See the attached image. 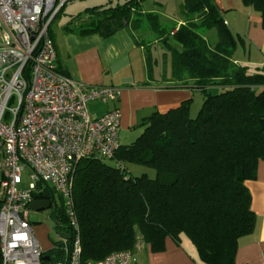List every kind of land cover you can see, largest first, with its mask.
<instances>
[{
	"label": "trees",
	"instance_id": "trees-1",
	"mask_svg": "<svg viewBox=\"0 0 264 264\" xmlns=\"http://www.w3.org/2000/svg\"><path fill=\"white\" fill-rule=\"evenodd\" d=\"M145 1L89 7L72 21L79 34L109 37L125 26L137 29L147 18L158 38L173 39V84H191L205 99L194 118L191 99L143 117V132L120 144L115 164L102 157L80 160L73 194L83 262L134 250L141 234L155 252L165 249L168 236L179 244L186 237L200 264H235L240 239L256 224L248 182L256 179L264 159V69L234 61L244 39L227 26L214 0H183L186 21L178 27L162 25L156 13L143 11ZM243 1L261 16L264 28V0ZM210 29L217 31L215 44L204 36ZM122 163L152 168L156 175L132 176ZM56 191L46 185L35 199L56 205L55 228L69 234ZM3 201L0 195V209ZM71 242H56L44 252L46 262L65 261Z\"/></svg>",
	"mask_w": 264,
	"mask_h": 264
},
{
	"label": "built area",
	"instance_id": "built-area-1",
	"mask_svg": "<svg viewBox=\"0 0 264 264\" xmlns=\"http://www.w3.org/2000/svg\"><path fill=\"white\" fill-rule=\"evenodd\" d=\"M66 1L0 0L2 264H84L74 174L81 159H112L121 144V110L89 109L91 101L117 102L121 88L88 84L58 67L50 28ZM46 185L61 195L68 219L72 242L65 261L46 262L30 219V204ZM89 264L139 262L129 249Z\"/></svg>",
	"mask_w": 264,
	"mask_h": 264
},
{
	"label": "crops",
	"instance_id": "crops-1",
	"mask_svg": "<svg viewBox=\"0 0 264 264\" xmlns=\"http://www.w3.org/2000/svg\"><path fill=\"white\" fill-rule=\"evenodd\" d=\"M95 1L90 0V7L104 5ZM175 1H178L176 6L169 4L166 10L163 8L160 13L172 21V27H178L186 21L183 0ZM214 1L222 11L227 26L244 39L245 44L236 51L234 61L246 62L264 69V28L261 16L243 0ZM154 2L163 6L159 1ZM144 4L145 2L142 8L146 11ZM150 12L159 16V12L153 8ZM72 20L71 23L69 21L67 25L50 32L57 50L58 67L66 75L88 84L120 87V99L108 109L116 106L125 111V117L136 119L140 115L148 116L147 113L150 112H163L176 107L198 90L191 84L174 85L173 68L170 72H151L145 52L152 43L155 45L161 41L164 43V37L158 38L157 35H153L147 40L145 34L148 29L145 33H139L131 26H125L109 37L99 33L82 35L78 33L77 24ZM159 20L162 25H168L161 21L160 16ZM204 36L212 42L211 44L218 41L215 29L207 30ZM168 45L170 48L174 42L171 44L168 42ZM137 64L140 67L141 78L135 73ZM248 185L252 192V209L256 213V224L251 233L240 239L235 264H264V159L258 163L256 179L249 181ZM53 212L50 214L53 215ZM51 217L56 226L58 219ZM42 235L41 232L39 235L41 241L38 240L44 252L52 249L56 242L67 239L57 235V238L49 243ZM134 253L139 264H200L194 259L195 249L186 237H183L179 244L168 236L165 239V249L155 252L140 234Z\"/></svg>",
	"mask_w": 264,
	"mask_h": 264
},
{
	"label": "rangeland",
	"instance_id": "rangeland-1",
	"mask_svg": "<svg viewBox=\"0 0 264 264\" xmlns=\"http://www.w3.org/2000/svg\"><path fill=\"white\" fill-rule=\"evenodd\" d=\"M111 1L113 3L117 2V0H96L95 2H97L98 4H107ZM154 1H159L163 3V6L162 7L159 6V4H157V2H154ZM177 3L178 1H175V0H147L145 1L144 5L146 8V11H150L152 10V8L154 10H157L159 12L161 21L164 22L165 24H168V26H171L172 21L168 20L164 16H161L160 13L165 8H167L169 4H173L176 6ZM88 7H90V0H69L67 1L62 11L53 20L51 24L50 32L56 31L57 29H60L62 26L67 25L68 22L72 18H75L77 15L84 14L87 11ZM147 29L148 31L145 34V37L147 40L150 36L157 35L156 32L151 29V26L147 18L144 17L142 19L140 26L137 28V31L139 33H145ZM167 42L171 44L173 42V39L171 37H168ZM147 48L148 49L146 50L145 54L147 55V62H148V66L151 68V72H154V71L170 72L172 71L171 50L169 48L168 43L166 42L163 43L162 41L157 45L152 43ZM252 69L251 71H253ZM128 70H129L128 73H130L131 71L129 68ZM135 73L137 77L141 78L140 67L138 64L136 66ZM216 91L217 90L212 89L211 92L215 93ZM189 99H191V107H190L191 117L194 118L197 116L198 112L200 111L203 105L205 94L201 90L198 89L194 91V94ZM111 104L113 105L112 102L103 103L101 101H95V102L91 101L89 102V109L92 113L103 114L104 112L108 110V107ZM121 112H123L122 114L123 117L121 120L122 123L120 127L121 128L120 129V142L122 144H128V143H131L133 140H135L143 132L144 127L140 125V123L142 120L141 118L144 117L145 115H140L139 118L134 119V118H131L130 116L125 117L126 114L124 110H121ZM147 114L150 115L151 112ZM108 161L110 163L115 164V161L113 159H108ZM121 165L126 167L129 171V174L132 176L141 175L143 173H146L151 177H155L156 175V171L154 169L148 168L143 165H139L135 163H122ZM29 180L30 178L27 175H25L24 182L27 184ZM56 194L60 196L58 191H56ZM53 211H55V207L53 206L49 209L31 211V222L33 223V228L35 230L37 238L40 239L41 236L39 235L42 232L43 238L46 239V241L49 243L50 241L52 242L57 238V234L55 232V222L53 220V217H51L53 215L50 214Z\"/></svg>",
	"mask_w": 264,
	"mask_h": 264
},
{
	"label": "water",
	"instance_id": "water-1",
	"mask_svg": "<svg viewBox=\"0 0 264 264\" xmlns=\"http://www.w3.org/2000/svg\"><path fill=\"white\" fill-rule=\"evenodd\" d=\"M30 207L32 210H43V209H49L52 207V204L49 200L46 199H35L30 204ZM56 207V205H54ZM55 232L59 236H64L66 238H70V235L68 233H64L59 229H55ZM45 259H49V256L44 257Z\"/></svg>",
	"mask_w": 264,
	"mask_h": 264
},
{
	"label": "flooded vegetation",
	"instance_id": "flooded-vegetation-1",
	"mask_svg": "<svg viewBox=\"0 0 264 264\" xmlns=\"http://www.w3.org/2000/svg\"><path fill=\"white\" fill-rule=\"evenodd\" d=\"M61 208H62V203L58 202L57 209L61 210Z\"/></svg>",
	"mask_w": 264,
	"mask_h": 264
}]
</instances>
